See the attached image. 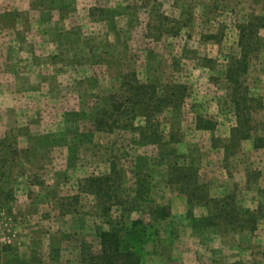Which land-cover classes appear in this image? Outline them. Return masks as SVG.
<instances>
[{"label": "rangeland", "instance_id": "374dc122", "mask_svg": "<svg viewBox=\"0 0 264 264\" xmlns=\"http://www.w3.org/2000/svg\"><path fill=\"white\" fill-rule=\"evenodd\" d=\"M155 1L157 10L178 22L177 35L147 31L152 1L98 0L99 8H91L93 24L80 10L71 18L78 25L45 29L46 46L35 47L34 41L23 48L25 69L36 65L40 71L29 69L19 78L22 88L34 92H26L4 122L0 113V264H80L84 243L97 252L96 229H106L105 218L95 199L79 187L86 178L108 176L111 164L126 202L122 210L113 208L111 217L124 214L158 231L143 264H264V147L254 149L252 140L226 153L222 147L235 126L224 72L228 60L239 55L238 25L263 15L264 0ZM101 15L104 25L96 24ZM260 36L264 39V29ZM36 52L43 56L39 61L30 57ZM149 72L159 73L162 84L188 89L176 119L169 112L158 118L166 140L172 134L177 143L167 149L139 146L134 133L95 131L96 113L121 79L134 74L146 83ZM245 81L264 104V44ZM9 100L13 103L11 95H4L5 105ZM197 118L212 123L214 130H197ZM254 130L264 138V109L255 115ZM139 158L148 162L149 204L139 203L128 214ZM175 159L180 165L192 163L210 198L232 195L239 205L258 211L255 232L195 233L186 219L185 196L168 183ZM74 196L77 202L67 199ZM149 206L168 207L171 218L151 222ZM193 215L205 217L207 210L197 206Z\"/></svg>", "mask_w": 264, "mask_h": 264}, {"label": "trees", "instance_id": "16d2710c", "mask_svg": "<svg viewBox=\"0 0 264 264\" xmlns=\"http://www.w3.org/2000/svg\"><path fill=\"white\" fill-rule=\"evenodd\" d=\"M149 1H152L153 9L149 13L147 31L155 30L160 35H177L178 22L170 20L157 10L155 0ZM93 11H89L91 17ZM102 17H98V21H105ZM237 29L239 55L228 60L224 72L226 95L235 118V126L230 130L227 143L222 146L225 153L230 147H239L241 142L248 140L253 141L254 149L264 147V138L255 136L254 130L255 115L264 109V104L251 94L245 81L251 60L264 44V39L260 36V31L264 29V8L263 15L250 16ZM150 73L151 78L146 83L140 82L134 74L121 79L116 92L108 95L105 106L96 113L93 121L95 131L111 134L115 130H122L134 133L135 142L139 146L153 145L167 149L169 144L177 143L172 134L166 140L160 130L158 118L164 112H169L176 119L188 89L183 84H162L159 73ZM195 127L202 131L214 130V125L202 118L196 119ZM161 154L162 152L159 154L160 161ZM147 164L146 159L139 158L136 161L133 188L128 196V214L136 211L139 203L149 204L151 176L144 173V166ZM169 173L168 183L174 185L186 198V219L195 233L201 235L202 231L208 229H223L225 232L239 234L255 232L259 217L261 218L258 211L239 205L232 195L219 199L210 198L207 187L199 182L198 171L191 162L180 165L175 159L172 166H169ZM119 180L116 166L111 164L108 176L89 177L80 184V192L91 195L100 205L106 226V229H96L99 242L97 252H93L85 243L81 245L80 264H143L147 245L158 238V231L152 223H145L140 219L129 220L124 214L111 217L113 208L122 210L126 206V202L118 194L122 187ZM67 199L77 202L78 196ZM197 206L205 208L207 216L194 217L193 209ZM148 209L151 211V222H165L171 218L168 207L149 206Z\"/></svg>", "mask_w": 264, "mask_h": 264}, {"label": "crops", "instance_id": "0c3cea01", "mask_svg": "<svg viewBox=\"0 0 264 264\" xmlns=\"http://www.w3.org/2000/svg\"><path fill=\"white\" fill-rule=\"evenodd\" d=\"M97 1L0 0V91L2 93L0 95V113L2 121L7 119L10 108H19L18 104L28 94L26 92H34L22 88L19 84V78L24 77L27 70H38L36 65H31L25 69L27 56L24 55L23 48L26 44H31L35 41V44H33L35 47H39L41 44L47 45V40L43 34L45 31L43 30L49 29L50 31V28H59V24H65L63 26L65 30L66 28L71 29L78 25V22L76 24L72 23L71 18L74 15H78L80 10L86 13V19L91 22L89 11L93 7L99 8V5L96 4ZM85 3H89V6H86ZM85 6L87 8L83 9L82 7ZM103 23L104 21H97L96 24ZM68 24L71 25V28H68ZM26 29L28 30L26 31ZM34 30H37L35 34H33ZM31 34H33L32 37ZM40 55L42 54L36 52L34 56L30 57L34 61H39V59H42L40 57H43ZM4 95H11L13 103L9 100L7 105H5L3 102ZM31 135L36 136L32 133ZM31 135L29 134V136Z\"/></svg>", "mask_w": 264, "mask_h": 264}]
</instances>
